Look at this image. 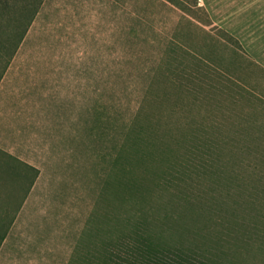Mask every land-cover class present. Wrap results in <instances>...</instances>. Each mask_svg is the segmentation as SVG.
I'll use <instances>...</instances> for the list:
<instances>
[{
  "label": "rangeland",
  "instance_id": "374dc122",
  "mask_svg": "<svg viewBox=\"0 0 264 264\" xmlns=\"http://www.w3.org/2000/svg\"><path fill=\"white\" fill-rule=\"evenodd\" d=\"M199 5L208 17L168 0H44L0 79L73 80L75 123L89 112L91 214L72 264H140L122 244L136 229L195 264H264V0ZM27 172L0 150V221ZM187 195L202 203L185 222Z\"/></svg>",
  "mask_w": 264,
  "mask_h": 264
},
{
  "label": "crops",
  "instance_id": "0c3cea01",
  "mask_svg": "<svg viewBox=\"0 0 264 264\" xmlns=\"http://www.w3.org/2000/svg\"><path fill=\"white\" fill-rule=\"evenodd\" d=\"M73 88V80H0V150L29 170L21 175L28 186L19 208L0 221V264L84 259L82 237L91 214L89 154L83 147L89 112L78 111L75 123ZM9 181L0 173L2 190Z\"/></svg>",
  "mask_w": 264,
  "mask_h": 264
},
{
  "label": "trees",
  "instance_id": "16d2710c",
  "mask_svg": "<svg viewBox=\"0 0 264 264\" xmlns=\"http://www.w3.org/2000/svg\"><path fill=\"white\" fill-rule=\"evenodd\" d=\"M44 0H0V52L4 49V46L6 45V42L1 39V35L3 36L6 34V36L9 39H12L11 41V53L9 58L6 60V62L2 65L1 71H0V79L5 72L6 68L10 64V61L14 54L16 53L20 43L22 42L25 34L27 33V30L33 20L35 19L37 13L40 10V7L42 5ZM171 3L178 6L180 9H182L184 12H187L193 16H196L197 14L191 10L192 8L200 9L206 12V16L208 17V12L205 9L204 6L199 5V0H168ZM9 14V15H8ZM8 15V17L6 16ZM197 17V16H196ZM198 18V17H197ZM205 22V21H204ZM13 23L16 25L13 26ZM226 35H228V39L231 41L236 42L239 48L242 49L241 42L233 33L226 32ZM227 37V36H226ZM8 41V39H7ZM121 180L120 185L122 187H125V179ZM135 189L140 190L141 187L135 183L134 184ZM189 204L191 207L187 209L181 210V217L183 218V221L187 222V218H194L193 214L196 212H200L201 207V200H199V197L194 198L192 196L187 195L186 196ZM196 199V200H195ZM143 207L145 206L142 204ZM148 205V204H147ZM147 218L144 220L142 218V222L144 227L148 228L147 222L151 224L153 221L152 218H150V213L144 214ZM198 215V214H197ZM142 225V224H141ZM146 225V226H145ZM123 246L126 247L130 245V249L128 248V251L130 252V260L133 259V262H138L140 264H195L192 262L191 257L184 258L182 257V251H179V255H177V248L176 246H167L165 248L162 247V245L159 243L158 238L156 235L153 234V236H147V233L145 231H138L136 229L133 233V240L129 239H123ZM170 255H174V257H169ZM118 256V255H116ZM119 257V256H118ZM133 257V258H132ZM177 257V258H176ZM108 261V264H121L120 258L115 257L114 255L110 258ZM205 264H213L212 262H206Z\"/></svg>",
  "mask_w": 264,
  "mask_h": 264
}]
</instances>
